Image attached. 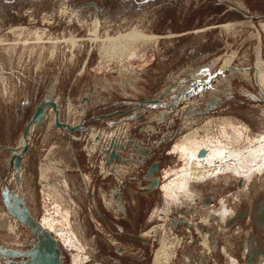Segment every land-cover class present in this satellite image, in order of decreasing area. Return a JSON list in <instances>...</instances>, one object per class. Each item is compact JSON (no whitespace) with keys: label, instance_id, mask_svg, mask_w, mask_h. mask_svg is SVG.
<instances>
[{"label":"rangeland","instance_id":"374dc122","mask_svg":"<svg viewBox=\"0 0 264 264\" xmlns=\"http://www.w3.org/2000/svg\"><path fill=\"white\" fill-rule=\"evenodd\" d=\"M113 39L133 43L130 49L135 48L136 56L110 58L105 48ZM260 59L264 67V0H0V214L8 211L1 189L12 150L37 105L55 85L53 98H61V124H53L54 117L49 115L33 134L21 183L15 178L11 188L23 195L36 217L42 216L39 167L49 152L61 148L53 160L60 159L70 174L80 175L84 170L92 175L95 197L78 200L76 209L82 248L89 256L86 264H153L162 235L159 227L168 218L161 215L167 206L161 203L157 209L160 186L145 197L143 187L150 184L145 180L147 172L155 161L162 169L178 165L170 150L179 138L224 107L237 109L241 120L264 126V95L256 79ZM206 65L209 72H203ZM247 66L250 69L245 72L236 71ZM221 69L223 74L210 86L189 97L182 95L190 91L193 81H208ZM123 71L128 75L134 71L129 75L137 82L134 86L129 88L130 82L121 81ZM122 87L128 90L127 96ZM133 87L140 91L134 92ZM156 98L150 105L141 103ZM215 102L217 107L209 111L208 106ZM135 113L141 117L131 120L129 116ZM82 119L86 128L75 129ZM124 122L131 123L127 132L103 138L102 149L89 155L91 128L111 131ZM114 141L128 147L115 148L123 162L106 160L104 146ZM233 183L235 180L228 186L222 181L228 190L221 197L228 195V203L236 206L233 193L237 196L240 186ZM197 184L200 192L207 190L208 182ZM263 191L264 177L255 178L248 193L238 197V219L231 226L220 225L216 220L224 223L221 215L210 212L218 216L212 217L210 231L175 228L182 243L173 264H203L204 255L211 257L208 264H228L227 251L236 263L245 264L240 256L248 249H241V242L234 248L228 246L237 239L245 244L254 229L263 237L253 224L256 211L264 204ZM140 193L145 196L138 197ZM215 198L221 199L220 195ZM91 204L110 227L97 225ZM51 207L54 212L58 209ZM155 208L157 215L152 214ZM181 208L176 216L187 221L190 205ZM180 214L183 216L178 217ZM195 214V221L201 222L202 214ZM205 233H211L209 248L202 242ZM133 234L148 238L149 244L143 245ZM0 241L11 243L1 234ZM260 242L264 243L263 238ZM62 249L63 264H69L72 257L67 247ZM260 260L264 264V255Z\"/></svg>","mask_w":264,"mask_h":264},{"label":"bare ground","instance_id":"6f19581e","mask_svg":"<svg viewBox=\"0 0 264 264\" xmlns=\"http://www.w3.org/2000/svg\"><path fill=\"white\" fill-rule=\"evenodd\" d=\"M62 8L64 11V6ZM67 8L68 7L65 6V12L69 11ZM47 19L51 20L53 18L49 17ZM131 44L133 43H129V41H125L124 39H113L108 41L105 50L108 51L106 53L112 59L121 57L124 54L127 56H136L135 48L130 49ZM259 48L260 47H258V50ZM109 57L108 60L110 59ZM262 62L263 61L261 59L258 60L256 79L264 95V67L262 65ZM205 67H207V65ZM248 69L250 68L247 66L246 69L236 68V71L245 72ZM122 73H124L125 75L121 76V81H123V83H127L126 81L130 82L129 88L134 86V83L136 81L133 83L134 80L132 81L129 76L130 74H133L134 71L132 73L130 71L129 75L124 71ZM126 75H128V77ZM55 88L56 87L54 85L51 90H55ZM133 88L134 89L132 90L134 92L138 93L140 91L136 89V87ZM122 89L124 90L122 91L123 94L127 96L128 90H126V87H122ZM60 99L61 98H59V100L57 99L56 101L58 104V113H56L53 108H49L45 118L47 119L49 115H53V124H56L58 126L61 124L60 111L62 109V106L59 103ZM106 101L107 100H105L103 103H105ZM257 106L258 105H253V107ZM237 113L238 110L233 109L232 106L222 108L217 113H215V115L208 116L200 126L187 131L188 133L181 136L178 142L170 150V154L175 155L178 158V165L174 166L171 169L160 168L159 171L161 178L159 185L160 201L157 204V209H159L161 203L164 205V208L165 206H167L166 210L161 215L163 218L167 217L168 220H165L164 226L159 227L161 229L162 235L159 238V246L154 251L153 264H173V260L177 256V249L182 243V237L176 235L177 231L174 230L175 228H177L178 231L183 230V228L187 231H191V229L199 230V228L200 230L205 229L206 231H210L211 228H209L208 226L214 224V222L211 223V221H214V218L218 217L217 214L213 215L210 212L219 213L221 215L224 223H222V220L219 218L218 220H216V222L220 223V225L225 226L226 224H229L231 222L234 223L238 219L237 213L239 210V205L237 204V202L240 198H242V194L247 192L255 178L264 177V126L259 128V126H254L249 121L246 122L244 120H241L237 118L240 117L239 115H237ZM261 114L264 115V109H262ZM83 120L84 119H82L79 123L73 122L76 123L74 125V128L76 129V127H79L78 130L85 129L86 127L82 123ZM130 125L131 123L124 122L117 125L116 128L111 131H101L96 128L92 129L90 127L91 139L89 145L87 146L89 155H91L96 150L102 149L103 138H106L113 133L127 132L126 129ZM68 145H70V147L72 148L73 142L69 141ZM117 145V142L114 141L112 145L109 144V146H104V153H106L110 161H112L111 150L115 149ZM61 151L62 149L58 148L55 149V151L49 152V154L46 156L47 160H43V163L40 164L39 171L42 181L41 192L43 196V215L37 217L34 214L33 215L36 219L38 218V223L44 229L51 232V234L59 241L61 248L67 247V250L72 257L69 264H86L89 261V256H87L88 251L82 248V237L80 238L81 229L78 224L79 216L76 209L79 208L78 200L81 199L82 201L85 196L90 200L93 198V196L95 197L93 191L94 186L92 175L82 169L80 175L78 173L75 174L74 172L70 174L69 171H67L68 167H64V165L62 164L63 162H60V159L59 161H55L56 159H52V157L57 155L56 153ZM29 152L30 150L25 154L22 168L19 171V176L21 177H23L26 155ZM8 162L10 166V160H8ZM131 166L133 167V165H130L129 169ZM16 176V173L13 172L11 179L9 180L10 185L11 181H13ZM77 177H80V180H78V182L76 181V179H78ZM233 180H235V183L233 184L240 186V190H238L236 193L237 196H235L233 193L234 200L237 201L235 202L236 206L228 203V195L221 197L224 195L222 194V192L228 190V187L222 184V181L227 182V185L229 186ZM206 182H208L207 190L205 192H200L197 189V187L200 188L197 183ZM214 184L215 186H212ZM143 190H145V194L148 196L150 195V190L152 189L149 188V186H145L143 187ZM207 192L211 193L213 197H209V193ZM218 195H220L221 199L216 201L215 197H217ZM239 196L240 198H238ZM197 202H199L200 204H198ZM202 202H204L205 204H201ZM194 203H197L198 205L195 206ZM52 205H56L58 207V209H56V212L52 210ZM184 205H190V213H188L190 214V216L187 215L189 219H187V221L185 220V223L182 222V218L178 219L176 216V214L179 212L178 210L183 209L181 207ZM261 205L263 204L261 203ZM205 206L206 208H204ZM90 209L97 225L101 229H104V225L106 226L108 224L106 222L104 223L103 220H101L100 215L97 212L98 210L96 211L92 204L90 206ZM159 210H156L155 208L152 214H159ZM195 211L200 212L203 216L201 218V222L199 223L195 221V216L197 214H195ZM205 211H208L206 216H204ZM240 213L242 215V212ZM179 216L182 217L183 215L180 214L178 215V217ZM22 225L23 224L16 217H13L9 211L0 214V234L11 242L9 243L6 241L8 244L4 243V245L9 247L23 248L25 243H28L30 239L36 238V236L28 227L27 229L26 226ZM155 231L158 232V230ZM209 234L211 235V233H205L202 239L204 246L208 248L210 246L209 242L211 239ZM31 235H33L34 237L31 238ZM139 237L146 242L148 241V239L144 236ZM0 243L2 242L0 241ZM223 251L226 252V249H224ZM183 252L184 251H182V253ZM228 253L229 251L226 252L228 257L230 258L228 264H239L238 262L236 263L235 257ZM245 253L247 254V252ZM0 264L7 263H5V261H3L0 257Z\"/></svg>","mask_w":264,"mask_h":264},{"label":"water","instance_id":"95a60500","mask_svg":"<svg viewBox=\"0 0 264 264\" xmlns=\"http://www.w3.org/2000/svg\"><path fill=\"white\" fill-rule=\"evenodd\" d=\"M96 6V4L93 2ZM204 72H209L210 67H204ZM197 70L193 74L196 73ZM223 74V70H219L213 77L210 78L208 81H193L191 89L188 92L182 93L185 97H189L196 93H199L200 90H203L205 86H210L213 80H216ZM194 77V75H193ZM197 88V89H196ZM184 89V88H183ZM196 89V90H195ZM55 90L48 89L46 95L41 100V102L37 105L35 112L28 122L27 126L23 130L15 148H13V152L10 158V166L9 172L5 177L4 186L1 189V195L3 198V203L5 204L6 208L10 212L13 217H16L24 226L28 227L31 232L36 236L32 240V242L26 243L23 248L21 247H9L2 243H0V257L3 261L7 264H63L64 263V251L60 246L59 241L49 232L48 230L44 229L37 221L33 213L31 212L29 205L26 199L21 195V193H17V191L11 188L9 180L14 173H16L17 182L21 183V176H19V171L23 165V159L25 154L30 150L31 145V137L32 135L37 132L44 123L45 117L49 108H53L56 113H58V104L54 100ZM181 94V92H180ZM178 94L177 98L181 95ZM176 98V99H177ZM158 98L154 100H147L142 101L141 103L152 104L154 101H158ZM175 101H180L177 99ZM140 103V102H139ZM178 103V102H177ZM219 104V103H218ZM215 107H217V103L211 104L208 106V110L212 111ZM141 115L135 113L130 115L129 118L131 120H138ZM66 128V127H65ZM165 140V138L163 139ZM120 148L128 149L125 144H119ZM111 157L112 160H118L123 162V157L121 156L120 152L117 149L111 150ZM108 163H112L109 159H106ZM160 162L155 161L149 171L147 172V176L145 179L150 182L149 188L152 190L158 189L160 185L161 178L156 176V174L160 171ZM98 214L101 218L105 221L104 216L98 210ZM244 216V215H243ZM255 219L253 220V224L257 226L262 232L263 237L260 234L254 233L253 230L250 233L251 238L249 239V249H248V258L243 260L245 264H256L255 259H258L257 264H263L260 260V255H264V243L258 242L259 249L255 248V239H262L264 241V204L260 207L258 211H256ZM183 223L186 221L183 220ZM230 226L234 223H229ZM136 238L142 240L139 236ZM259 241V240H258Z\"/></svg>","mask_w":264,"mask_h":264},{"label":"crops","instance_id":"0c3cea01","mask_svg":"<svg viewBox=\"0 0 264 264\" xmlns=\"http://www.w3.org/2000/svg\"><path fill=\"white\" fill-rule=\"evenodd\" d=\"M137 196H138V197H141V196H145V195H144V193H140V194H138ZM145 197L148 198V196H145ZM123 199H124V205H125V197H124V196H123ZM142 199H143V198H142ZM158 203H159V202H158ZM158 203H157V204H158ZM109 227H110V226H109ZM253 232H254V233H257V234H260V233H259L258 231H256L255 229L253 230ZM250 233H251V231L249 232V236L247 237L248 239H247V242H246L245 244H243V242L240 241V239H237V240H234L233 242L229 243V244H231L232 246L228 244V245H229L228 247H229V248H231V247L234 248V245H236V242H241V249H244V248H245V249H249V242H250L249 239L251 238ZM133 236H135V238H136L137 235H134V234H133ZM147 237H148V236H147ZM136 239L139 240V241H141V243H142L143 245H148V244H149L148 241L146 242V241H144V240H140V239H138V238H136ZM147 239H148V238H147ZM258 240H259V241H258ZM261 240H262L261 238H260V239H258V238L255 239L254 244L256 243V245H257V246L255 245V248H256V249H259V248H258V247H259V246H258V242H260ZM247 246H248V247H247ZM241 251H242V250H241ZM247 254H248V251H247ZM247 254H246L245 251H244V252H243V255L240 256V257H242V258H241L242 261L248 258V255H247ZM245 255H247L246 258H244ZM227 257H228V256H227ZM201 258H203V260H204V261H203V264H208V263L211 262V261L209 260V259H211V257H209V256H205V255H204V256H201ZM255 262H256V264H257V262H258V259H257V258L255 259Z\"/></svg>","mask_w":264,"mask_h":264}]
</instances>
